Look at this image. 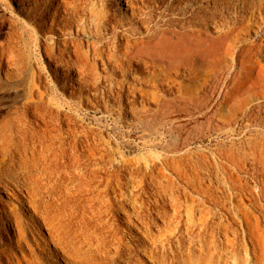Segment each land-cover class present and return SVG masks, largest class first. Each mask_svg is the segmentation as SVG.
Listing matches in <instances>:
<instances>
[{"label": "bare ground", "instance_id": "1", "mask_svg": "<svg viewBox=\"0 0 264 264\" xmlns=\"http://www.w3.org/2000/svg\"><path fill=\"white\" fill-rule=\"evenodd\" d=\"M110 1L0 0V264H264V0ZM73 83L143 147L181 117L231 136L222 185L188 174L182 133L132 165L75 120Z\"/></svg>", "mask_w": 264, "mask_h": 264}, {"label": "rangeland", "instance_id": "2", "mask_svg": "<svg viewBox=\"0 0 264 264\" xmlns=\"http://www.w3.org/2000/svg\"><path fill=\"white\" fill-rule=\"evenodd\" d=\"M236 1H237V3L240 2V0H236ZM109 7L113 13H118V10L114 9V5L112 3V0L109 2ZM72 86H73V93H71V97H70V99H67V101L70 103H73V101H77V105L74 106L76 108L71 111L73 113V116L75 115V117H76V118L74 117L75 120L79 124L81 123L82 125H84L85 128L88 127L90 129L93 127L94 129L93 128L92 129L95 131H99L102 129L101 132L104 133V135L108 131L111 132L110 136L113 138V140L116 139V136H113V134H112L113 132H115V134L119 137L118 141L120 142V148L122 149L121 151H123V153L125 154L124 158L125 157H126L125 159L128 158L127 160H129L130 163H132V165L138 166L140 164L142 166V164H144V163H142V160H145V162H151V164H155L156 162L158 163L159 162L158 158H160L163 154L168 153L167 148H166L167 144L168 143L173 144V142H175V141L180 142L181 138L176 136V134L182 133V136H186V138H187V142L185 144L195 154L194 158L196 157V154H197V156L201 155L200 157H202V155L204 154V156L202 157V160H204L203 164H201V165L198 164L197 165L198 167L195 166L196 172H195V168L193 165H191L190 163H186V161L182 160L184 162L183 165H188L186 167V168H188L187 169L188 174L190 173L189 175H191V173H192L193 175H195V173H196L201 178L200 179L196 175L197 176L196 178H198L199 183L204 182L205 184H209V183L211 184L213 182L212 186L214 188L222 185V181H223L222 180L223 174H221L222 171L215 169L214 166L212 165L213 161L214 160L217 161L218 157H216L211 152H212V150H214L213 149L214 147H223V146L228 145L230 143V140L233 139L231 136L227 137L226 135H221V134H218V133L212 131L211 133H205L206 135L203 134L201 136L202 140L200 142H198L197 138H196V134H194V132H193L194 131L193 118L181 117V118L176 119L173 122L174 124H172V123L163 124L162 128L165 131V133L161 134V136L160 135L156 136V138L152 137L154 142L156 141L154 145H149V146L143 147L140 144V142H138V141H140V140H138L139 138H132V137L127 136L128 134L138 135V133H139L138 128L130 126V124L135 119V117L130 112L122 113L119 115L117 113V111L115 110L116 111V112L114 111L115 113L113 112L112 114L109 115V113H107L106 110L107 109L109 110V108L111 107L110 105H113V107H116V104H117L116 102H114L112 100V97L107 95L106 99L108 100V102L106 104L107 109L105 110L104 106H102V105H104L102 102H99V104H98V101L96 99L97 96L98 97L100 96L98 93L96 94L97 96L93 97L94 94L93 93H92L93 95L91 94L92 90L89 91V90L83 88V89H81V92H80V90H79L80 86H78L76 83H73ZM68 90H70V88H68ZM82 92H83V95H82ZM67 95H68V93H67ZM69 96H70V94H69ZM99 100L101 101L100 97H99ZM79 103H81V105ZM93 106H94V108H93ZM152 106L153 105H151L149 107L152 108ZM153 108H154V106H153ZM77 113H78V115H77ZM170 127L174 130L175 134H171L170 130L168 132L166 131L168 128L170 129ZM189 130H190V133L188 135L186 133H184V132H187ZM121 133H124V135H125L123 138H121V136H120ZM246 133L248 134V136H251V137L255 136L253 127L247 129ZM238 136H240V135H238ZM242 136H243V134H242ZM198 150H200V153ZM135 157H137V158H135ZM134 159H135V161L136 160H138V161L132 162V161H134ZM188 162H190V160H188ZM204 163H206V164H204ZM193 170H194V172H193ZM203 177L204 178L206 177V178L204 179ZM177 178H179V179H177ZM177 178H176V180H178L179 183L182 186H184L183 184L186 182L184 179V175H181V178H180V176H178ZM208 178H210V179H208ZM198 180H195V181H198ZM186 184L187 183H185L186 187L185 186L184 187L186 189L190 190L191 192H193V194L195 195L194 189H192V187L189 184H187L189 186H187ZM188 187H190V188H188ZM110 193H111V197H113L112 199L114 200L113 191L111 190ZM229 193H230V191H227V194L230 195L232 197V199L236 201L237 198L234 197L232 192H231L232 195ZM117 199H118V197H117ZM114 203H115V201H114Z\"/></svg>", "mask_w": 264, "mask_h": 264}]
</instances>
